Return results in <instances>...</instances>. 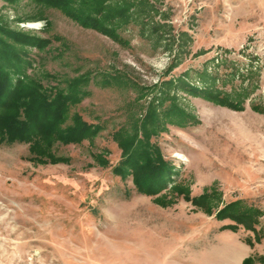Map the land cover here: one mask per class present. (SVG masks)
<instances>
[{
	"label": "rangeland",
	"instance_id": "obj_1",
	"mask_svg": "<svg viewBox=\"0 0 264 264\" xmlns=\"http://www.w3.org/2000/svg\"><path fill=\"white\" fill-rule=\"evenodd\" d=\"M150 1L154 9L138 4L137 19L123 31L130 40L124 46L60 9L0 0L3 21L51 42L28 48V73L44 76L46 85L99 74L74 111L105 126L92 141L58 143L66 162L33 161L28 143L0 145V264H245L250 256L253 264H264V113L252 108L264 106V0ZM232 63L257 72L246 77L245 84L253 80L259 87L242 111L162 84L186 73L200 84L198 70L223 74ZM116 71L137 87L100 83V73ZM240 83L237 77L226 87ZM160 87V112L176 101L197 122L165 123L150 140L180 170L174 178L193 196L216 185L221 199L214 213L186 200L173 188L177 182L148 195L137 190L132 175L122 179L113 172L123 155L113 133L129 121L134 102L142 119ZM159 196L172 204H161ZM240 199L263 211L261 240L244 227L224 228L234 222L216 217Z\"/></svg>",
	"mask_w": 264,
	"mask_h": 264
},
{
	"label": "trees",
	"instance_id": "obj_2",
	"mask_svg": "<svg viewBox=\"0 0 264 264\" xmlns=\"http://www.w3.org/2000/svg\"><path fill=\"white\" fill-rule=\"evenodd\" d=\"M33 1L45 8L60 9L81 26L95 29L124 46H128L130 40L123 35V31L137 19L133 15L138 4L140 7L154 9L150 0ZM36 17L43 19L41 16ZM50 43V40L23 29L12 28L0 17V145L28 143L31 160L55 163L69 161L67 156L57 153L55 148L58 143L81 144L86 139L92 141L105 126L102 123H90L78 111H74L75 106L90 94L87 86L92 79L98 81V73L91 76L87 72L64 78L55 85H46L43 81L44 76L28 73V68L33 67V59L28 56V48L44 49ZM224 65L226 67L227 64ZM229 66V70L223 74L212 73L208 68L198 70L200 84L191 81L189 73L177 79L166 80L162 84L176 85L190 94L242 111L246 109V99L259 87L253 80L245 84L246 77L252 79L253 74L257 72L252 68L243 70L233 63ZM44 75L49 79L57 78L47 72ZM100 76L99 81L105 86L118 82L137 87L135 81L124 73L103 72ZM237 77L241 79L240 84L226 87L228 82ZM141 92L142 97L145 95L144 88ZM163 93V87H160L156 96L149 102L147 113L142 119L132 109L135 102L130 104L129 121L113 133L114 140L123 151L122 159L114 165L113 172L122 179L132 175L137 190L148 195L158 194L172 182H177L174 176L180 172L172 162L165 159L160 147L151 142V135L157 134L161 129L165 130V123L184 127L190 121L197 122V118L176 101L168 109L160 112L155 103L163 98ZM134 101L139 103L138 100ZM252 108L264 113V106L261 103H253ZM140 132L143 136H140ZM101 157L99 160L104 165H111L108 160ZM173 188L183 194L186 200L199 208H204L208 213L215 212L221 199L220 191L215 184L207 187L205 192L198 196H193L189 187L179 182L175 183ZM156 199L163 205L172 204L160 196ZM262 216L261 209L242 199L231 201L216 212L218 219H230L234 222L223 226L224 228L238 231L244 227L254 231L257 240L262 238V233L257 228ZM247 242L253 243L252 238L247 239ZM254 261V257L250 256L245 258L244 263L253 264Z\"/></svg>",
	"mask_w": 264,
	"mask_h": 264
},
{
	"label": "water",
	"instance_id": "obj_3",
	"mask_svg": "<svg viewBox=\"0 0 264 264\" xmlns=\"http://www.w3.org/2000/svg\"><path fill=\"white\" fill-rule=\"evenodd\" d=\"M28 27H35V25H28Z\"/></svg>",
	"mask_w": 264,
	"mask_h": 264
}]
</instances>
